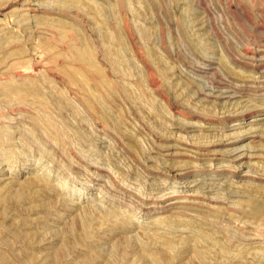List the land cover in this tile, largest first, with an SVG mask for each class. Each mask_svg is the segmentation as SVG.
<instances>
[{
  "label": "rangeland",
  "instance_id": "rangeland-1",
  "mask_svg": "<svg viewBox=\"0 0 264 264\" xmlns=\"http://www.w3.org/2000/svg\"><path fill=\"white\" fill-rule=\"evenodd\" d=\"M252 200L264 0H0V264H264Z\"/></svg>",
  "mask_w": 264,
  "mask_h": 264
},
{
  "label": "bare ground",
  "instance_id": "bare-ground-1",
  "mask_svg": "<svg viewBox=\"0 0 264 264\" xmlns=\"http://www.w3.org/2000/svg\"><path fill=\"white\" fill-rule=\"evenodd\" d=\"M73 75H78V76H82V71L81 70H77V71H75L74 73H73ZM21 86V85H20ZM11 87V86H10ZM9 87V88H10ZM18 87H19V85H18ZM28 88V87H27ZM27 88L25 89V87H24V89L23 88H20V89H23V90H27ZM32 88V87H31ZM19 88H17V87H12L11 89H7L8 91H9V93L8 94H10V96L12 95H20L22 92L21 91H23V90H20ZM7 93V92H6ZM27 95H29V96H31L33 99H35V100H37V101H39L41 104H43L44 106L46 105V102H45V100L44 99H42L40 96H39V94L35 91V90H30V91H27V93H26ZM10 96H7V97H10ZM15 97V96H14ZM263 119V118H262ZM263 201V200H262ZM253 205H255L258 209L259 208H262L263 207V203H256L255 201H253L252 200V202H251ZM247 207V206H246ZM256 208V209H257ZM85 221V220H84ZM86 222V221H85ZM202 238H204V236L202 237ZM117 250V249H116ZM60 251V250H59ZM115 251V250H114ZM112 252V259H114V255H115V252ZM118 251V250H117ZM59 253V252H58ZM99 253V252H98ZM97 254V253H96ZM100 254V253H99ZM57 255V254H56ZM61 254H59V256H60ZM160 255H163L166 259H168V256H167V253H164V254H160ZM99 256H101V255H99ZM99 256H97V257H99ZM118 256V255H117ZM116 256V257H117ZM204 253H202V252H198L197 253V257L198 258H200L201 260H203L204 259ZM54 257V256H53ZM102 257V256H101ZM115 257V258H116ZM55 258V257H54ZM57 259V258H56ZM110 259H111V257H110ZM110 259H108V261L110 260ZM157 261H156V260ZM155 259H151L150 261H148V262H146L145 261V264H158V261H159V258H155ZM51 261H53L52 259H51ZM87 263H89L88 262V260L86 261ZM86 262H85V264H86ZM51 264H57V260H54Z\"/></svg>",
  "mask_w": 264,
  "mask_h": 264
}]
</instances>
